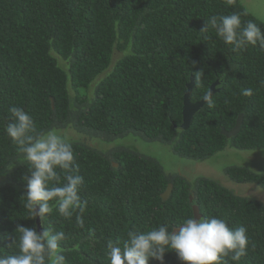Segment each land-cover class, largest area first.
Wrapping results in <instances>:
<instances>
[{"label":"trees","instance_id":"obj_1","mask_svg":"<svg viewBox=\"0 0 264 264\" xmlns=\"http://www.w3.org/2000/svg\"><path fill=\"white\" fill-rule=\"evenodd\" d=\"M232 13L242 26L253 22L264 31V21L242 0H0V255L18 252V226L39 231V217L32 219L21 203L28 164L5 131L8 109L17 106L38 132L55 130L72 144L75 174L84 178L83 226L76 214L65 219L55 208L42 221L43 229L66 233V264H109V241L122 243L129 231L160 225L171 230L195 217V205L205 217L247 228V254L229 264H264L262 201L214 179L168 174L161 162L132 147L108 148L134 137L197 162L228 148L264 150V48L233 50L214 29L201 32L210 16ZM192 78L193 103L217 81L220 91L185 130ZM241 115L242 131L229 139L223 129L232 131ZM58 172L63 183L66 173ZM226 172L238 184L264 190V172L245 166ZM170 184L173 193L164 200ZM163 264L182 262L169 251Z\"/></svg>","mask_w":264,"mask_h":264},{"label":"clouds","instance_id":"obj_2","mask_svg":"<svg viewBox=\"0 0 264 264\" xmlns=\"http://www.w3.org/2000/svg\"><path fill=\"white\" fill-rule=\"evenodd\" d=\"M204 21L201 32L214 29L224 43L233 46V50L249 45L264 48V31L253 22L242 26L237 13L221 17L213 15ZM243 94L250 96L252 90L244 89ZM210 97L211 93L203 97L209 107L213 106ZM8 111L10 119L6 134L19 145L30 173L24 178L27 191L21 196L23 207L32 213V219L38 216L42 221L54 208L65 219L70 220L76 214L77 224L83 226L82 217L88 202L79 194L84 178L75 174L79 168L72 144L55 130L38 132L33 118L23 108L12 106ZM58 169L66 173L63 183ZM16 234L13 243L18 252L0 255V264H66L61 247V242L67 239L63 230L53 232L44 228L38 231L35 226L20 225ZM8 238H12L11 234ZM248 247L246 227L230 228L224 219L195 216L171 230L160 225L142 232L129 231L122 243L109 241L108 259L109 264H150L151 260L163 264L166 252L171 251L182 264H229V261H240Z\"/></svg>","mask_w":264,"mask_h":264},{"label":"rangeland","instance_id":"obj_3","mask_svg":"<svg viewBox=\"0 0 264 264\" xmlns=\"http://www.w3.org/2000/svg\"><path fill=\"white\" fill-rule=\"evenodd\" d=\"M243 5L254 16L264 21V0H242ZM108 148L132 147L138 152L157 159L168 174H177L194 181L200 177L214 179L243 197L255 198L264 203V190L254 184H238L230 179L227 170L231 167H248L257 173L264 172V150L239 151L226 149L214 158L197 162L177 156L172 148L160 143H151L134 137L116 141Z\"/></svg>","mask_w":264,"mask_h":264},{"label":"water","instance_id":"obj_4","mask_svg":"<svg viewBox=\"0 0 264 264\" xmlns=\"http://www.w3.org/2000/svg\"><path fill=\"white\" fill-rule=\"evenodd\" d=\"M220 85V82L217 81L212 87L209 93H211L210 99L213 98L215 94H217L220 89H218V86ZM195 88V78H192V82L188 85V91L185 95V106H184V121L182 128L185 130H189L193 124V120L195 116L207 105L204 100L193 103L192 102V94ZM245 117L244 115H241L237 121V124L235 128L232 131H227L223 129V134L226 135L228 138H232L237 136L243 128ZM174 186L172 184L169 185L167 191L163 194L164 200H169L172 193H173ZM193 201V198H192ZM194 213L197 218L202 217L200 207L198 205L194 206ZM38 228L39 231H43V225L42 220L38 218Z\"/></svg>","mask_w":264,"mask_h":264},{"label":"flooded vegetation","instance_id":"obj_5","mask_svg":"<svg viewBox=\"0 0 264 264\" xmlns=\"http://www.w3.org/2000/svg\"><path fill=\"white\" fill-rule=\"evenodd\" d=\"M239 134H240V133H239ZM239 134H238V135H239ZM232 138H233V137H232ZM229 139H230V138H229ZM228 149H232V148H228ZM239 151H240V150H239ZM250 152H253V151H250Z\"/></svg>","mask_w":264,"mask_h":264}]
</instances>
